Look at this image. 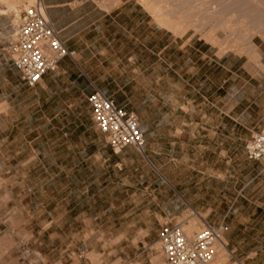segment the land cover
I'll use <instances>...</instances> for the list:
<instances>
[{"label":"rangeland","instance_id":"rangeland-1","mask_svg":"<svg viewBox=\"0 0 264 264\" xmlns=\"http://www.w3.org/2000/svg\"><path fill=\"white\" fill-rule=\"evenodd\" d=\"M150 6L166 10L175 33ZM136 8L138 34L122 39L128 54L137 37L138 67L77 81L72 64L31 88L8 50L15 14L0 16V264H165L158 232L169 220L192 234L201 222L221 226L226 264H264V175L244 149L264 75V0ZM145 73L164 81H135ZM98 76L121 82L88 80ZM93 87L144 122V154L108 149L90 118Z\"/></svg>","mask_w":264,"mask_h":264},{"label":"built area","instance_id":"built-area-1","mask_svg":"<svg viewBox=\"0 0 264 264\" xmlns=\"http://www.w3.org/2000/svg\"><path fill=\"white\" fill-rule=\"evenodd\" d=\"M8 50L20 82L30 88L54 72L61 60L75 58L60 39L41 0L15 14ZM87 103L91 122L111 152L118 154L133 147L144 153V134L133 112L96 87L87 96ZM244 149L247 160L260 165L264 173V129L254 132ZM223 237L221 226L205 223L201 230L188 235L180 222L169 220L160 226L158 243L165 264H217L215 247Z\"/></svg>","mask_w":264,"mask_h":264},{"label":"crops","instance_id":"crops-1","mask_svg":"<svg viewBox=\"0 0 264 264\" xmlns=\"http://www.w3.org/2000/svg\"><path fill=\"white\" fill-rule=\"evenodd\" d=\"M95 1L98 0H42L43 5L47 9L48 17L58 31L60 39L67 50L75 54L73 60L70 58L61 60L58 63L57 70H62V73H66L72 64H77L80 68V74L76 78L77 81L83 80L81 77H92V75L98 73L106 76L105 67L135 68L139 66L137 37H135L133 42H129L128 54L124 53L126 47L122 39L123 35H129L131 38L132 34H138L137 0H101L100 3L107 1L110 4V6H105V9L94 7L93 3ZM132 21L135 22L134 27H132ZM123 22L124 24L129 22V26L127 24L123 26ZM169 47L170 45L165 49H169ZM162 62V58H158L156 62L151 64L147 62L148 64L146 65L159 66L162 65ZM107 72L109 71L107 70ZM104 76L102 78L100 76L93 79L89 78L88 80L90 82H121L118 78H105ZM144 77L136 78L135 81L145 83L164 81L162 78L152 79L146 73ZM257 81V118L253 121V126L251 127L254 130L252 134L264 129V75L260 76ZM140 123L143 127L144 122L140 121ZM191 126L195 129L196 127L201 128L200 124H192ZM242 127L247 130L250 128V126L244 125ZM144 130L147 131V127H144ZM214 130L216 136L217 128L215 127ZM149 164L154 167L152 163L149 162ZM258 166L260 167V165ZM261 173L264 175L262 170ZM165 179L168 181L166 177ZM255 180L256 178H253L246 186ZM168 183L172 184L170 181Z\"/></svg>","mask_w":264,"mask_h":264},{"label":"bare ground","instance_id":"bare-ground-1","mask_svg":"<svg viewBox=\"0 0 264 264\" xmlns=\"http://www.w3.org/2000/svg\"><path fill=\"white\" fill-rule=\"evenodd\" d=\"M23 1V2H22ZM252 1V0H250ZM20 3H24L25 6L29 5L31 3L34 2V0H0V16H6L10 13L16 14L18 11V4ZM255 4V3H254ZM23 6V5H21ZM158 6V5H157ZM252 7V6H251ZM250 8V7H248ZM251 9V8H250ZM249 9V10H250ZM150 10H152L153 15L155 16V20L156 22L161 26V27H169L168 29H174L176 30V28H178V24H176L172 19L168 18L167 13L161 8V7H151L150 6ZM253 10V7H252ZM249 12V11H248ZM252 13V12H250ZM256 14V13H255ZM253 15V14H252ZM251 15V16H252ZM255 16V15H254ZM250 17V16H249ZM256 21V20H255ZM258 21V20H257ZM260 23V22H259ZM180 25V24H179ZM171 30V31H172ZM173 30V31H174ZM175 33V31H174ZM180 34V33H179ZM232 45V44H231ZM237 46V45H236ZM222 47V46H221ZM235 47V46H234ZM230 48V47H229ZM251 48V47H250ZM255 48V47H254ZM253 48V49H254ZM250 50V49H249ZM251 57L253 54H250ZM254 57H252L253 59H255V52H254ZM257 59V57H256ZM142 153V152H140ZM144 154V153H142ZM162 178H164L165 181H167L165 179V176L163 174H160ZM168 182V181H167ZM182 224V223H181ZM202 226H204L205 223L201 222ZM184 231L188 234V235H192L194 229L192 228V226H190L189 224L185 225L182 224ZM201 230V229H200ZM159 244V243H158ZM216 253H215V258L214 261L217 264H226L227 263V257L230 255V252L227 249V245H226V240L222 239V241L220 243H218L215 247Z\"/></svg>","mask_w":264,"mask_h":264}]
</instances>
